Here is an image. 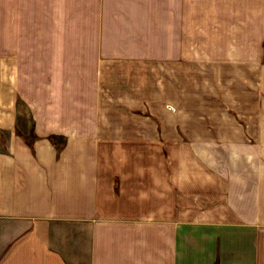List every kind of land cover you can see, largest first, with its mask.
Returning <instances> with one entry per match:
<instances>
[{
    "label": "crops",
    "instance_id": "1",
    "mask_svg": "<svg viewBox=\"0 0 264 264\" xmlns=\"http://www.w3.org/2000/svg\"><path fill=\"white\" fill-rule=\"evenodd\" d=\"M0 264H264V0H0Z\"/></svg>",
    "mask_w": 264,
    "mask_h": 264
}]
</instances>
